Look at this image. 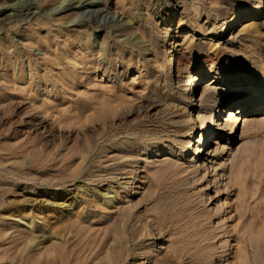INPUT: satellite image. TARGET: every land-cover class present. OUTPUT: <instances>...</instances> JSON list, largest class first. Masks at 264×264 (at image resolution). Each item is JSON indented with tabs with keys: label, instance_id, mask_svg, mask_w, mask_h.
Segmentation results:
<instances>
[{
	"label": "rangeland",
	"instance_id": "rangeland-1",
	"mask_svg": "<svg viewBox=\"0 0 264 264\" xmlns=\"http://www.w3.org/2000/svg\"><path fill=\"white\" fill-rule=\"evenodd\" d=\"M29 1L30 0H20L18 3L17 0H0V7L2 5L5 7L9 5L8 7H10L12 6L11 4L17 2V5L14 4V7H20V9L17 7H15V9L21 12L24 11L27 8V5L31 2L33 4L31 5V8H34L36 11L34 12L37 15L36 16L34 14L31 17L32 19H26L27 21L23 19L17 21L15 20L16 22L11 21L9 23L10 25L8 24L0 30V42L2 45L4 43L3 46L8 52H6L8 57L6 55V57H2L0 51V83H6L5 86H3L4 84L2 85L3 87L0 84V180H7L8 182H6L9 184H11V182L12 184L14 183V187L11 185L14 190L9 192L7 199H10L11 197H20L21 195L19 193L22 194L24 189L26 193H31L34 196L42 194L45 190L50 192L53 197L56 196V194L62 195V192H64L63 195H69L68 198L70 199L71 196L76 195V189L81 185H89L91 189L107 187L108 185L106 183H101L100 181L95 183L90 180H98V178L102 177L101 175L104 173V175L108 174L109 171L112 173L113 171L110 169L119 167V164L120 166L124 165L126 170L132 171L133 174L130 175V177L128 176L127 179L120 180V182L129 183L127 184L130 186V191L128 193L131 194H129L126 198L124 197L125 195H123L122 202L120 205L118 204L115 209H113L111 216H116L120 209H129L135 217L137 228L140 229L141 234H143L142 231H144L146 239L140 246L134 249L135 251L130 252V255L126 256L127 259L122 264H133L134 261L136 262L135 264H155L156 261H159L158 259H164L168 262V264H257V259H260L259 255L262 251H264V110L246 115L245 118H243L238 131L235 135H232L229 130L234 123V118L228 117L226 112L222 113V111L226 110V108L222 105V97L234 92L236 89H245L247 91L252 89V86L231 87L232 83L229 81L234 80V78H240L244 72L252 74L255 70L250 61L253 54L259 53L261 56L262 62L256 69L261 74L264 73V16L258 20L245 21L241 25L232 28L227 37L219 39L218 36L220 35L224 27V22L227 19L236 17L243 11L255 10L258 7V0H95L101 4L102 16L106 19L105 20L100 17L98 18V21L100 19L102 21L105 20V22H102V25L98 24L97 20H95V22L94 20L91 21V19L87 20V18L84 20V17L80 18L82 13L81 11L79 12L77 7L80 6L84 0H82L83 2L81 0H76L77 2L73 0L71 4H66L67 0ZM87 1L95 2L94 0ZM65 4L66 6H64ZM63 6L66 8L64 9ZM74 6L76 7L74 8ZM48 14L50 15L48 16ZM112 14H115L117 17L115 19L117 22L114 20L111 21L112 18L110 17H112ZM77 16L80 18L79 21ZM72 20L77 21L75 24L74 22L71 24ZM164 29L171 32L169 39L173 36L179 43H181L183 39H186L189 43L188 46L190 48L186 45L181 51V60L179 55L175 56V66L178 68L176 77L172 74H168V68L164 66V61L168 56V47H163V43L166 40V30ZM227 32L228 30L225 31V33ZM44 36H46V39ZM39 37H43L45 40ZM39 40L44 41L39 43ZM65 40L68 41L67 43L69 46H65ZM78 40L79 42L81 41L80 44ZM29 41H32L33 43L36 42L37 47ZM58 44H60V46L63 44L65 50L67 49L68 51H73L72 56L75 55L73 60L71 59L72 57L70 58L72 62L68 61V63H70L65 65L66 68L68 67V71L66 73H69V70L73 71L74 69V71L77 72L75 73L81 77L78 81L82 82L83 80L84 82L82 83L85 86L87 85L88 88L87 89L82 84L79 89H76L71 93L77 94L78 91L82 92L84 89H87V92L89 93H91L90 90H92V92L98 91L97 94L99 96L103 95L107 98V95H105L106 92L102 90L104 87H110L109 89L112 90L117 89L118 94L122 95L123 93L122 97L124 99L126 98L124 105V108L126 109L125 112H129L130 109H132L131 112L135 110L140 111V115L137 117L138 119L136 118V120L135 118H131L130 120V117H128V120L126 119L125 121H121L119 116H116L115 114L114 117L110 115L112 119H109L108 121H105L104 119L101 120L104 107L99 109L101 105L95 106L98 110L103 111H101V115H96L95 118L92 114H96L97 109L95 112H92L94 111L92 109V106L94 105H91L92 108L90 107V111L92 114L86 113L89 111L87 110L83 117L79 119L80 121L75 119V121L71 123L74 118H70L65 121L64 119H67L65 116L67 117V115H69L68 117H73L77 115L76 109H71V113L69 110L70 105L68 101L72 99V96H65V93L69 94V90H63L65 89L64 87L61 88L62 79L60 80V78H58V73L60 72L57 71L55 73L56 70H52L56 67L55 63L50 61L45 64L42 60L50 54L49 52L54 55L58 53L55 49ZM28 46H30V50ZM7 48H9L10 52ZM11 53L12 56L10 55ZM46 54L47 56H45ZM77 54L79 57L76 56ZM32 62L35 64L34 66L32 65ZM96 62H98L100 66L97 69L95 64ZM71 63L72 65H77L78 68H76L77 66H73L71 68ZM85 66L94 67L95 69H93L90 74L82 73V68ZM200 71L204 73L205 81L201 83L194 95V100L197 101L193 102V104H197V106L189 107L188 109L185 105H183V89L186 86L188 76ZM113 72L116 74H113ZM18 75H20L21 78L18 77ZM33 76L37 77L33 78ZM47 76L51 78L47 79ZM37 80L42 83H39ZM261 80L262 79L255 80L256 82L254 85L258 86V82ZM45 81L47 82L45 83ZM120 88L123 91H121ZM262 90L263 93L260 96V99L264 101V86L262 87ZM205 91L206 93L210 92V95L214 94L215 97H217V100L214 101L213 99H205L204 101L199 102ZM57 92H60V94L62 93L60 100L63 101H60L59 98L55 101L54 94ZM89 93L86 95L90 97L91 95H89ZM12 94L13 96H11ZM9 96H11L10 98L12 101L15 100L16 104L10 100ZM153 96L154 98L151 99ZM62 97L65 99L67 98L66 101H64L65 99H62ZM100 97L101 98H99V100L102 99L103 101L106 99L102 98V96ZM23 100H25V102ZM190 100L191 99L188 100L187 98V101L190 102ZM263 101L259 103V108L261 109L264 108V106H262L264 103ZM18 102H20L19 104H23L24 102V109L21 110L17 108ZM144 102L150 103L145 104ZM153 102L155 104L160 103L161 106L151 115H145V107L147 105L154 104ZM6 103L8 105H6ZM43 103L47 104L45 106L48 107L44 108V106H42ZM54 104H60L59 106L57 105V108L59 109L58 111L57 108L53 107ZM15 105L16 107H12ZM49 105L50 108L52 106V111L54 110L55 113H52ZM67 106L69 108V111L67 110V113L69 112L68 114L65 110ZM10 108H15V110ZM40 109L43 110L40 111ZM73 110L75 111L73 112ZM237 110L238 108L236 109L231 107L228 109L227 114L236 116L235 111ZM59 111L61 113H59ZM109 113L111 114L112 112L110 111ZM62 114L67 115L63 116ZM58 115L60 116V120H57ZM85 115L87 116L84 118ZM87 117L91 118L88 119ZM201 117L207 119L208 123L206 126L202 125L200 122ZM240 117H242V114ZM33 118L45 121L50 125H48L49 129H45L44 132L43 130H37V134L33 131L27 132L29 119L31 120ZM86 118L91 125H86V122L88 124V121L85 120ZM81 119H83V124L85 122L86 128L81 123V130H79L80 122L82 121ZM226 119L228 120L227 123ZM100 121L103 125H100ZM131 121L132 123H130ZM75 122H78V124H75ZM170 122L180 123L181 126H178L179 128L171 127ZM70 123L76 127L73 125L71 126ZM220 123H223L222 127L225 129L220 132H216V128L214 127H218ZM93 124L97 125L99 130H96L101 132H103V128L101 127L109 128L112 124H114V126L112 125L109 130H113L111 132H113L115 136L112 137L113 139L109 138L110 140L104 141L105 139L103 140V138L100 137L101 132H96L95 129H92L95 126ZM115 126L117 128H115ZM70 127H72V129ZM129 127L130 129H128ZM22 129L26 130L22 131ZM89 129L94 131L93 143L92 140L89 139L90 137H88V135H91L89 134ZM127 129L130 130L131 133H129ZM22 132H27L28 135L27 133L24 134ZM30 133L34 134L31 135ZM65 134L66 136L68 134L69 137H66ZM82 134H84L85 137H88V139H86L89 141H87ZM132 134L133 136H131ZM51 135L55 138L51 137L53 140H50V144V142L47 143L46 140L50 139ZM149 135L151 137H149ZM152 135L155 137L161 136L159 138H162V140L159 143L154 144H149L143 140L145 137L146 139L155 138ZM46 136H48V139ZM75 136L82 137L81 139L78 137L77 140L79 139L80 141H77ZM201 136L203 138H206L207 136L205 150H213V153L208 154L207 156H198L194 164L201 166L205 165L208 167V170H201L193 173L192 165L194 164L192 163V159L196 156L197 147L201 145L197 142L200 140ZM217 136H220V139L216 140L218 141V144H214ZM96 137H100L101 139L99 138V140ZM39 141H42V145L38 143ZM86 142H89V145H87ZM100 142L105 143L101 144ZM34 143L37 146H32V144L35 145ZM115 143L120 146H113ZM189 143L191 145V151L187 152ZM20 144L25 147H21ZM38 144L42 146V150H40L41 146H38ZM43 144L46 145L44 146ZM17 145H19V147ZM31 146L33 148L35 147V149ZM103 146L108 148L107 151L109 152H107V154L109 157L113 156L108 159V163H105V160L101 161V158L99 157ZM134 146L137 148L136 150ZM145 146H148L149 148ZM81 147L85 149V152ZM130 147L134 148L133 151L125 153ZM22 148H24V150H22ZM77 148H79L80 151H78ZM30 149L35 151L33 152ZM72 149L75 150V152L78 151L76 152V154L78 153L77 156L79 154L81 155L82 152L84 154L86 152L92 153L90 154L91 157L89 161H87L85 165L88 167L87 169H89V174L92 171L94 172V178L89 179L90 177H87V174L83 171V174H81L83 176L79 175L75 178L76 180H73V182L67 181L69 182H66L67 184L51 183V186L50 183H48L49 177H55L57 174L60 176L61 173L62 175H66L68 170H71L72 173L74 168L77 167V163L82 164V160L80 161V159H82L81 157L83 154L81 157L80 155L78 157L76 156L75 160L77 161L72 162V164L76 166L70 164L71 167L68 168L65 165V163L68 162V156H71L72 154L75 155L74 152L70 155V151ZM160 149H163L161 151L162 156L157 157L156 154H158V150ZM53 150H55V152L57 151V154H54ZM36 151H38V153ZM39 152L41 153V156L44 154L48 155V157L46 156L48 159L45 155V158L41 156L39 157ZM49 154L50 156L52 154L55 155V158L54 155H52L53 157L51 156V161ZM66 154H68V156ZM33 155L35 158H32L34 157ZM184 156L185 158H183ZM62 157L65 158V161L62 160ZM129 157L131 159L128 161L127 159H129ZM38 159L43 160L39 163V161H37ZM44 160H46V162ZM61 161L64 162L60 163ZM197 161H199V163H197ZM34 162L36 164H34ZM89 162H91L90 165H88ZM37 164H41V166L39 167ZM63 164L68 169L64 168ZM167 164H170V167ZM42 165L45 167L42 168ZM54 165L56 166L54 167ZM37 166L40 168L39 170ZM59 166L61 167L60 169H62V172L59 169ZM104 166L109 168L108 172L102 171L104 169L102 167ZM173 166H176L177 168ZM72 167L73 169H71ZM172 168L174 170L176 169V172ZM63 169H66V172ZM57 170L58 173L56 174ZM172 170L174 172H172ZM33 171L36 174H34ZM255 171L260 175H258V178L251 177V174H254ZM99 172L102 174H98ZM154 172L160 174L159 177H161L162 181H160L159 177V179L156 177L158 174L155 173L156 176H154ZM96 173L100 177H98ZM47 174L53 175L49 176ZM29 175L33 177H30ZM35 175H40L41 180H39ZM47 176L48 180L45 182L44 179H46ZM133 176L134 180L131 178ZM34 177H36L37 180ZM4 178H6V180ZM120 178L121 177H119V179ZM179 179H183L182 181H185L184 183L186 184L182 185L180 191H176L174 190L175 187L173 185H175ZM158 180L160 182H158ZM43 181L48 183L50 186L43 183ZM161 182L163 185L159 193L173 197V211L175 213L177 212L178 216H181L182 219L178 225L174 226L175 228H173L174 230L172 232H170L171 227L169 225H163L164 227H162V225L159 226L158 221L154 218V214L152 212L154 203L147 206L139 205L140 199L143 195H145V193H147L151 186L154 185V183L159 185ZM246 185L249 186L247 190L244 188ZM67 190L68 193H66ZM14 192L16 194H14ZM121 192L124 193L125 190L121 189ZM252 192L254 195V197L252 195L253 198L251 197ZM77 194L79 195H77V203L81 205L83 198L82 196L80 198L79 193ZM68 203H70V200ZM43 207H45L44 209H48V206H45L43 202H39L35 206H30L31 209L29 206L25 208L28 210L27 213L31 210V213H29L30 215H33V220L31 221L35 222L37 225L39 224L38 226L47 232V230L50 231L51 227H53L52 223L54 221L50 222L49 219H46V222L43 221L40 223L38 220L39 216L44 215L39 214L38 210ZM73 208H75L74 205L72 208L63 207L60 212H66L67 214L73 212V214H76L75 216L73 215V220L74 218H76V221H81V219L87 220V222H81L82 224L84 223V226L81 224L83 227L87 228L91 226L96 230H101L106 218L102 217L103 215L97 208L91 207L90 204H88V206L86 204L84 207V209L87 208L85 210L87 212H85L82 208ZM261 210L263 211L261 212ZM77 211L81 215L83 214L82 218H80L81 215H78L77 217ZM34 213H38V217L34 216ZM261 214L262 217L260 218ZM0 215V217L3 216V219L0 218V224H4V219L7 217V214L1 212ZM201 215L205 218L204 221L206 220L205 223H203L204 226H202V229L201 227L200 230L198 229L200 231V233L198 231L199 236L193 235L194 238L191 239L189 233L193 231L189 229L193 230L192 224L195 220H198ZM192 220L194 221L192 222ZM25 222L26 220L19 222V224L21 223V226L18 228L12 224L8 225L9 228L7 226L5 233H8L7 235L9 237L7 236L6 238H9V240H6V244H3V246L0 245V258L2 257L0 264H16L12 258H8L10 257L9 255L12 254L13 248L15 247L12 246L11 242L14 238L17 239V235H20L21 233L25 236L27 235L26 232H29L31 229L28 226L30 224V220L29 222H26L28 223L27 225ZM48 222L50 225H48ZM9 223L11 222L9 221ZM45 223L46 227L44 226ZM24 224L26 226H24ZM189 224L191 226H189ZM47 225L50 229H47L49 228ZM179 229H181V231ZM182 229H185V233L183 232L181 235L180 232L183 231ZM196 229L197 228L194 226L195 231ZM187 230L189 231L188 233ZM202 231L207 236L209 233L211 234V231H213L217 234V236L215 233H212L214 238H211L209 241L207 236L204 235ZM175 233L178 234L176 235ZM22 234L20 235L21 237L23 236ZM12 236L15 237L11 238ZM181 236L183 237L180 238ZM204 236H206V241H204ZM178 237L179 240L177 239ZM183 238L187 239L184 241ZM181 239H183V242L180 241ZM51 242L52 240H45L40 246V249H42L41 252L45 251V248H49ZM72 242H74V238H72L70 244H72ZM106 248L107 247L104 249L106 250ZM6 249H8V251ZM174 249L180 251L179 253L181 256L178 251H175L176 257H174ZM4 250H6L5 252H7V254L4 253ZM171 252H173V254ZM145 254H149L150 256H145ZM3 255H8L6 257L8 260L4 258ZM243 257L245 260H243ZM165 258L169 259V261ZM19 262H17V264H22ZM259 263L260 262H258V264Z\"/></svg>",
	"mask_w": 264,
	"mask_h": 264
},
{
	"label": "bare ground",
	"instance_id": "bare-ground-1",
	"mask_svg": "<svg viewBox=\"0 0 264 264\" xmlns=\"http://www.w3.org/2000/svg\"><path fill=\"white\" fill-rule=\"evenodd\" d=\"M18 1H20V0H17V2ZM30 1H34V0H30ZM29 1V2H30ZM74 1H76V0H74ZM82 1V0H81ZM95 1V0H94ZM17 2H15L14 4H16L17 5ZM23 2V1H22ZM27 2V1H26ZM73 2V0H67L66 1V4H71ZM77 2V1H76ZM80 2V1H79ZM83 2V1H82ZM81 2V3H82ZM19 3V2H18ZM28 3V2H27ZM63 3V2H62ZM64 3H65V1H64ZM63 3V4H64ZM257 3H258V7L255 9V10H252V11H243V12H241L240 14H238L236 17H233V18H230V19H227L225 22H224V27H223V29H222V31H221V33H220V35L218 36V38L219 39H221L222 37L224 38V37H227V35L230 33V31L232 30V28H234V27H237V26H239V25H241L242 23H244L245 21H251V20H258V19H260V18H262L263 16H264V6H263V3H264V0H258L257 1ZM14 4H11L12 6H10V7H5V6H1L0 7V30H2V28L3 27H5V26H7L11 21H17V20H26V19H30L34 14H35V10H34V8H31V5H33L31 2H30V4L29 5H27V8L24 10V11H18L17 9H15V7H17L18 9H20V7H18V6H15L14 7ZM66 4L64 5V6H66ZM7 5V4H6ZM74 5V4H73ZM79 5V4H78ZM77 5V6H78ZM64 6H63V8H64ZM103 6H105V5H103ZM36 7V6H35ZM60 7H62V6H60ZM76 6H74V8H75ZM101 4L99 3V2H97V1H95V2H92V1H85L84 0V2L82 3V4H80V6H78L77 7V9L79 10V12L81 11V16H80V18L82 17H84V20L87 18V20L88 19H91V21L92 20H97V23L98 24H101L102 25V22H105V17L104 16H102V9H101ZM106 7V6H105ZM66 8V7H65ZM64 8V9H65ZM63 9V10H64ZM105 9V8H104ZM22 10V9H21ZM61 10H62V8H61ZM35 11V12H34ZM37 11H38V8H37ZM55 11V10H54ZM107 11V10H106ZM78 12V13H79ZM108 13V12H107ZM116 14V13H115ZM115 14H112V17H110V18H112L111 19V21L112 20H114V21H116L115 19L117 18L116 16H115ZM36 15V14H35ZM50 14H48V16H49ZM37 16V15H36ZM79 16H77L78 18V21H79ZM102 18V19H105L104 21H102L101 19V21L99 20L98 21V18ZM34 18V17H33ZM76 18V17H75ZM32 19V18H31ZM108 19H109V17H108ZM120 20V19H119ZM15 21V22H16ZM27 21V20H26ZM76 21L77 20H72L71 22V24H73V22H74V24L76 23ZM93 21V22H94ZM110 21V20H109ZM122 21V20H121ZM22 22V21H21ZM30 22V21H29ZM96 22V21H95ZM117 22V21H116ZM14 23V22H13ZM109 23V22H108ZM68 24H70V23H68ZM114 24H116V23H114ZM10 25V24H9ZM167 28V27H166ZM164 30H166L165 32H166V40L164 41V43H163V47H168V56L166 57V59H165V61H164V66H166V68H168V74H172V75H174V77H176L177 76V72H178V68L175 66V61H176V59H175V56H177V55H179L180 56V54H182V50H183V47L184 46H188V42H187V40L186 39H183L182 40V42L181 43H179L178 42V40L177 39H175V37H171L170 39H169V37H170V35H171V32L169 31V30H167V29H164ZM228 30V32L227 33H225V31H227ZM1 32V31H0ZM47 36V35H46ZM46 36H44L45 37V39H46ZM38 38V37H37ZM39 38H42V39H44L43 37H39ZM49 38V37H48ZM44 39V40H45ZM169 39V40H168ZM1 40H3V39H1ZM31 40H33V39H31ZM44 40H41L42 42L44 41ZM49 40V39H48ZM47 40V41H48ZM34 41H36V40H34ZM37 41H38V39H37ZM36 41V42H37ZM40 41V40H39ZM41 41L39 42V43H41ZM66 41V40H65ZM64 41V42H65ZM3 42V41H2ZM29 42H32V41H29ZM36 42H32L33 43V45H35L36 47H37V45H36ZM68 41H66L65 43H66V45L65 46H69V44L67 43ZM78 42H79V40H78ZM81 42V41H80ZM80 42H79V44H80ZM185 42V43H184ZM38 43V42H37ZM70 43H71V41H70ZM0 44H1V42H0ZM47 44H48V42H47ZM63 44L60 46V44H58V45H56V50L58 51V53H56L55 55L54 54H51V52H49L50 54H48V56H47V54L45 55V56H47V57H44V59H42L44 62H45V64L46 63H48V62H50V61H52V62H54L55 63V69H52V70H56L55 71V73L57 72V71H59L60 73H58V78H60V80L62 79V81H61V88L62 87H64L65 89H63V90H69L68 92H69V94L67 93H65V96L66 95H69V96H72V99L70 100V99H68V100H70V101H68V103H69V105H70V109L68 108V106H67V108L65 109L66 110V113H67V110L69 109L70 110V113L72 112V110L71 109H76L77 110V115L76 116H73V117H68L69 115H67V114H65V115H67V117L64 115V114H62L63 116H65V118H67V119H64L65 121H67L68 119H72V118H74L73 120H72V122L71 123H73L74 121H75V119H77V120H79L80 118H82L83 117V115L85 114V112L87 111V110H89L90 111V109L92 108L94 111H92V112H95L96 111V109H97V107H95V106H98V105H101L100 106V108L99 109H101L102 107H104L103 108V114H102V112L100 111V110H98L97 109V112H96V114L95 113H91V111H90V113H89V111H87L86 113H88V114H92V116H96V115H98L99 116V114L102 116V119L101 120H109V119H112V117H110V115H112L113 117H114V115L116 114V116L118 115L119 116V119L121 120V121H125L126 119L128 120V117H130V120H131V118L132 119H136L139 115H140V111H133V112H131V110L132 109H130L129 110V112H125L126 111V109L124 108V105H125V100H126V98L124 99L123 97H122V95H123V93H122V95H119L118 94V90L116 91L115 89H109L110 87H104V89H102V90H104L106 93H105V95H107V98H106V96H103V95H100V96H102V98H106V99H104L103 101H102V99H100L99 100V98H101L97 93H98V91L97 92H92V90H90V92L92 93H89V92H87L88 90V88H87V85L85 86L82 82H84L83 80H82V82L80 81H78V80H80L79 78H81L78 74H76L77 72L76 71H74V69H73V71H70L69 70V73H66L67 71H68V67L66 68L65 67V65L67 64H69L70 62H72V60H73V58H74V56H72V52L71 51H68L67 49L65 50L64 49V46H63ZM3 45H4V43H3ZM2 44H1V46H0V51H1V56L2 57H4L5 55L7 56V51H6V48L3 46ZM33 45H31V46H33ZM49 45H50V43H49ZM40 46H41V44H40ZM62 46H63V48H62ZM29 47V50H30V46H28ZM189 47V46H188ZM11 48V47H10ZM25 48V47H24ZM190 48V47H189ZM8 49V51H9V48H7ZM17 49V48H16ZM38 49V48H37ZM185 49V48H184ZM15 50V49H14ZM71 50V49H70ZM28 51V50H27ZM26 51V52H27ZM7 52V53H6ZM10 52V51H9ZM16 52V51H15ZM18 52V51H17ZM28 53H29V51H28ZM54 53H55V51H54ZM84 54V53H83ZM82 54V55H83ZM176 54V55H175ZM9 55V54H8ZM11 56H12V53L10 54ZM5 56V57H6ZM10 56V57H11ZM33 56V55H32ZM76 56H78V54L76 55ZM183 56V55H182ZM8 57V56H7ZM19 57V56H18ZM72 57V58H71ZM79 57V56H78ZM17 58V57H16ZM30 58V57H29ZM31 58H33V57H31ZM72 60H71V59ZM180 58V60H181V56L179 57ZM3 59V58H2ZM18 59V58H17ZM208 59V58H207ZM210 59V58H209ZM68 61H70L69 63H68ZM97 61H99V60H97ZM250 61H251V64H252V66H253V68L255 69L253 72H252V74H250L249 72H244V73H242V76L240 77V78H234V80H231V81H229V82H231L232 83V85H231V87H239V86H252V89L250 90V91H247V90H245V89H236L234 92H232V93H229V94H227V95H225V97H222V105L224 106V108H226V110L225 111H222V113H224V112H226V115H228V117H232V118H234V123H233V125H232V127L230 128V133L233 135H235V133L238 131V129H239V127H240V124H241V122L243 121V118H245V116L246 115H248V114H251V113H257V112H259V111H261V110H264V108H259V103H261L263 100H261L260 99V96L262 95V93H263V90H262V87L264 86V73L263 74H261L256 68H258L259 67V65L261 64V62H262V59H261V56L259 55V53H255V54H253L252 55V57H251V59H250ZM5 62V61H4ZM17 62V61H16ZM15 62V63H16ZM43 62V63H44ZM51 62V63H52ZM13 63V62H12ZM33 63V62H32ZM31 63V64H32ZM14 64V63H13ZM37 64V63H36ZM39 64V63H38ZM96 64V69L98 68V67H100L99 66V63L98 62H96L95 63ZM15 65V64H14ZM13 65V66H14ZM33 66L35 65L34 63L32 64ZM40 65V64H39ZM71 65H72V63H71ZM70 65V66H71ZM43 66H44V64H43ZM48 66V65H47ZM50 66V65H49ZM76 67L75 65H72L71 66V68L72 67ZM80 66V65H79ZM83 66V65H82ZM15 67V66H14ZM116 67V66H115ZM33 68V67H32ZM51 68V67H50ZM76 68H78V66L76 67ZM75 68V69H76ZM36 69V68H35ZM70 69V68H69ZM81 69V68H80ZM93 69H95L94 67H87V66H85L84 68H82V70H83V72L82 73H86V74H90L92 71H93ZM117 69V68H116ZM34 70V69H33ZM49 70V69H48ZM51 70V69H50ZM72 70V69H71ZM120 71V70H119ZM51 72V71H50ZM76 72V73H75ZM48 73V72H47ZM115 72H113V74H114ZM118 73V72H117ZM49 74H52V73H49ZM116 74V73H115ZM120 74V73H119ZM15 75V74H14ZM46 75H48V74H46ZM6 76V75H5ZM8 76H9V74H8ZM7 76V77H8ZM11 76V75H10ZM22 76V75H21ZM116 76H118V75H116ZM18 77H20V75H18ZM37 77V76H36ZM36 77H34L33 76V78H36ZM45 77V76H44ZM57 77V76H56ZM55 77V78H56ZM204 77H205V75H204V73L202 72V71H200V72H196V73H193V74H190L189 76H188V78H187V83H186V86L184 87V89H183V97H184V100H183V105H185V107L186 108H188L189 109V107H193V106H197V104L195 105V104H193V102H195V101H197V100H194V95H195V93L197 92V90H198V88L200 87V85H201V83L202 82H204L205 80H204ZM258 77H263V78H258ZM5 78V77H4ZM12 78V77H11ZM14 78H16V77H14ZM21 78V77H20ZM32 78V77H31ZM38 78H40V77H38ZM43 78V77H42ZM47 79L48 78H51V77H49V76H47L46 77ZM45 78V79H46ZM109 79V78H108ZM113 79V78H112ZM257 79H262L260 82H258V86H256V85H254L255 84V80H257ZM6 80V79H5ZM59 80V81H60ZM38 81V80H37ZM181 81V80H180ZM5 82H7V81H5ZM39 82V81H38ZM47 81H45V83H46ZM49 82V81H48ZM182 82V81H181ZM39 83H42V82H39ZM1 84V83H0ZM4 83H2L1 84V86L3 85ZM6 84V83H5ZM5 84L3 85V86H5ZM37 84V83H36ZM82 84L87 88V89H84L82 92H79L78 90V93L77 94H74V93H71L72 91H74V90H76V89H79V87H80V85L82 86ZM86 84H87V82H86ZM254 85V86H253ZM2 86V87H3ZM89 86V85H88ZM85 87H83V88H85ZM57 88V87H56ZM67 88V89H66ZM103 88V87H102ZM112 88V87H111ZM60 89V88H59ZM119 89V88H118ZM120 90L121 91H123L121 88H120ZM234 90V89H233ZM94 91V90H93ZM104 91H103V93H104ZM121 91H120V93H121ZM54 92H56V91H54ZM67 92V91H66ZM155 92V91H154ZM64 93V92H63ZM89 93V95H91L90 97L88 96V95H86V94H88ZM101 93V92H100ZM103 93H101V94H103ZM210 93V92H209ZM208 92L206 93V91H205V93H204V95L202 94V98L199 100V102H202V101H204L205 99H207V100H209V99H213L214 101L215 100H217V97H215V95L214 94H212V95H210ZM52 94H54V93H52ZM56 94V95H55ZM54 94V96H55V101H57V99L59 98V100H60V98H61V94H60V92H57V93H55ZM154 94V93H153ZM156 94V93H155ZM88 97H86V96ZM11 96H13V94L11 95ZM11 96H9V98L11 97ZM64 96V97H65ZM222 96V95H221ZM15 97H17V96H15ZM14 97V98H15ZM18 97H20V96H18ZM21 97H22V95H21ZM25 97H26V95H25ZM64 97H62V99L64 98ZM23 99H24V97H22ZM21 98V99H22ZM152 98H154V96L153 97H151V99ZM187 98H188V100L189 99H191L190 100V102L189 101H187ZM1 99H3V98H1ZM65 99V98H64ZM67 99V98H66ZM66 99L64 100V101H66ZM147 99H149V98H147ZM158 99V98H157ZM220 99V98H219ZM224 99V100H223ZM10 100H11V98H10ZM89 100H92V101H94V102H92V101H89ZM160 100V99H159ZM186 100V101H185ZM9 101V100H8ZM12 101V100H11ZM19 101V100H18ZM24 102H25V100H23ZM60 101H63V100H60ZM4 102V101H3ZM12 102H14L15 103V100L14 101H12ZM12 102H11V104H12ZM20 102H21V100H20ZM20 102H18V104H17V108L18 109H24L23 107H25L23 104H24V102H23V104L21 103V104H19ZM41 102H42V99H41ZM52 102V101H51ZM51 102H50V104H51ZM92 104H91V103ZM160 102V101H159ZM192 102V103H191ZM264 102V101H263ZM45 103V102H44ZM43 103V105L42 106H44V108L46 107H48V106H45V105H47V104H44ZM56 103V102H55ZM58 103H60V102H58ZM67 103V104H68ZM127 103H128V101H127ZM145 104L146 103H148V102H144ZM144 103H141V104H144ZM150 103V102H149ZM148 103V104H149ZM154 103V102H153ZM10 104V105H11ZM16 104V103H15ZM26 104V103H25ZM52 104H53V102H52ZM61 104H62V102H61ZM66 104V105H67ZM6 105H8L7 103H6ZM5 105V106H6ZM58 104H54V108H57L58 106H57ZM91 105H94V106H92L91 107ZM127 105V104H126ZM41 106V107H42ZM62 106V105H61ZM161 106V104L160 103H157V104H152V105H147L146 107H145V115H151L155 110H157V108H159ZM261 106V105H260ZM262 106H264V103L262 104ZM7 107V106H6ZM12 107H16V105L15 106H12ZM91 107V108H90ZM135 107H136V105H135ZM231 107H233V108H238V110L237 111H235V114H236V116H234V115H230V114H227V111H228V109L229 108H231ZM43 108V107H42ZM43 108V109H44ZM49 108H50V105H49ZM48 108V109H49ZM126 108H127V106H126ZM254 108V109H253ZM255 108H257V109H255ZM10 109H14L15 110V108H10ZM9 109V110H10ZM42 109V110H43ZM51 111H52V106H51ZM125 109V110H124ZM129 109V108H128ZM144 109V108H143ZM251 109H253V110H251ZM41 109H40V111H42ZM46 110V109H45ZM59 109L57 108V111H58ZM64 110V111H65ZM68 110V111H69ZM134 110V109H133ZM139 110V109H138ZM17 111H19V110H17ZM56 111V110H55ZM61 111V110H60ZM59 111V113H61ZM63 111V112H64ZM75 110H73V112H74ZM101 113H100V112ZM112 112L111 114L109 113V112ZM215 111V110H214ZM54 112V110L52 111V113ZM144 112V111H143ZM55 113V112H54ZM58 113V114H59ZM98 113V114H97ZM242 114V117H240V115ZM61 115V114H60ZM73 115H75V114H73ZM87 115H85L84 116V118L86 117ZM91 116V115H90ZM143 116V115H142ZM153 116V115H152ZM36 117V116H35ZM30 118H32V117H30ZM38 118V117H37ZM37 118H33V119H29V124H28V128H27V132L28 131H33V132H37V130H43V132L45 131V129H49V127H48V125L49 124H47L45 121H43V120H41V119H37ZM57 118V117H56ZM60 118V116L58 115V118H57V120H60L59 119ZM83 118V119H84ZM88 118V117H87ZM85 119L86 121H88V119L89 118H91V117H89L88 119ZM93 118V117H92ZM96 118V117H95ZM150 118V117H149ZM83 119H81L82 121L80 122V129L79 130H81V123L83 122ZM116 119H118V118H116ZM138 119V118H137ZM136 119V120H137ZM91 120V119H90ZM93 120V119H92ZM95 120V119H94ZM99 120V119H98ZM114 120V119H113ZM63 121V120H62ZM80 121V120H79ZM97 121V120H96ZM104 121V122H105ZM121 121H120V124H121ZM132 121H134V120H132ZM132 121L130 122V123H132ZM227 119H226V123H227ZM27 122V121H26ZM59 122V121H58ZM61 122V121H60ZM93 122V121H92ZM91 122V123H92ZM99 122V121H98ZM118 122V121H117ZM129 122V121H128ZM200 122L202 123V125H204V126H206L207 125V123H208V121H207V119H204V118H202L201 117V119H200ZM28 123V122H27ZM70 123V124H71ZM78 124V122H75V124ZM102 122L100 121V125H103V124H101ZM171 123V122H170ZM69 124V123H68ZM83 124V123H82ZM106 124V123H105ZM104 124V125H105ZM116 124V123H115ZM123 124H124V122H123ZM189 124V123H188ZM73 124H71V126H72ZM84 127L86 126V125H91V124H89V121H88V124H87V122H86V125H85V122H84ZM93 125H95V124H93ZM108 125V124H107ZM111 125V124H110ZM113 126H114V124H112ZM111 125V126H112ZM117 125V124H116ZM119 125V124H118ZM129 125V124H128ZM169 125V124H168ZM185 125V124H184ZM192 125H193V123H192ZM222 125H223V123H220L219 125H218V127H214V128H216L215 130H216V132H220V131H222V130H224L225 128H223L222 127ZM27 126V125H26ZM50 126V125H49ZM74 126V125H73ZM77 126H79V125H77ZM110 126V127H111ZM171 127H178V126H181L180 125V123H171V125H170ZM169 126V127H170ZM189 126H191V125H189ZM74 127H76V126H74ZM88 127V126H87ZM96 127V128H95ZM99 127V126H98ZM101 127V126H100ZM109 127V128H110ZM119 127V126H118ZM71 129H72V127H70ZM83 128V127H82ZM86 128V127H85ZM91 128V127H90ZM101 128H103V129H105V128H107V127H101ZM109 128H107V129H105V130H103L102 129V131L103 132H101V131H97V130H99L98 128H97V125H95L94 126V128H92L93 130L95 129H97L96 130V132H101L100 134H101V138H103V140L104 141H107V140H110L109 138H111V139H113L112 137L113 136H115L114 135V133L113 132H111V131H113V130H109ZM113 128V127H112ZM111 128V129H112ZM115 128H117L116 126H115ZM121 128V127H120ZM127 128V127H126ZM179 128V127H178ZM47 129V130H48ZM92 129H89V134H91L90 136L88 135V137H90L89 139L90 140H92V143H93V137H94V131L92 130ZM119 129V128H118ZM128 129H130V127L128 128ZM127 129V130H128ZM24 130H26V129H24ZM23 129H22V131H24ZM46 130V131H47ZM88 130V129H87ZM193 130V129H192ZM18 131V130H17ZM20 131V130H19ZM38 131V132H39ZM78 131V130H77ZM76 131V132H77ZM129 131V133H131L130 132V130H128ZM27 132H22V133H27ZM56 132H57V130H56ZM80 132V131H79ZM84 132H85V130H84ZM83 132V133H84ZM118 132V131H117ZM132 132H134V131H132ZM152 132V131H151ZM40 133V132H39ZM48 133H49V131H48ZM65 133H67V132H65ZM71 133V132H70ZM69 133V134H70ZM78 133V132H77ZM77 133H75L76 135H78ZM161 133V132H160ZM163 133H165V132H163ZM31 134V133H30ZM34 134V133H33ZM33 134H31V135H33ZM37 134V133H36ZM45 134V133H44ZM51 134H52V132H51ZM55 134V133H54ZM87 134V133H86ZM99 134V133H98ZM99 134V135H100ZM125 134V133H124ZM155 134V133H154ZM159 134V133H158ZM157 134V135H158ZM162 134V133H161ZM185 134V133H184ZM27 135H28V133H27ZM31 135H29V136H31ZM39 135V134H38ZM42 135V134H41ZM53 135V134H52ZM52 135L50 136V139H48L47 137L48 136H46V138L48 139V140H46V142L47 143H49L50 142V144H51V141L50 140H53V139H51V137H52ZM70 135H72V134H70ZM82 135H84V134H82ZM97 135V134H96ZM118 135H119V133H118ZM156 135V134H155ZM164 135V134H163ZM162 135V136H163ZM64 136V135H63ZM65 136H66V134H65ZM67 136H68V134H67ZM66 136V137H67ZM117 136V135H116ZM131 136H133V134L131 135ZM137 136V135H136ZM142 136V135H141ZM152 136H154V135H152ZM166 136V135H165ZM54 137V136H53ZM52 137V138H53ZM69 137V136H68ZM73 137V136H72ZM76 137V136H75ZM78 137H80V136H77L76 137V140H77V138ZM82 137V136H81ZM81 137L79 138V139H81ZM84 137H85V135H84ZM88 137H85V139L87 138L88 139ZM98 137V136H97ZM96 137V138H97ZM99 137V138H100ZM129 137V136H128ZM127 137V138H128ZM149 137H151L150 135H149ZM155 137V136H154ZM159 137H161V136H159ZM159 137H155V138H149V139H146V137H145V139H143V140H145L146 142H148L149 144H154V143H159L161 140H162V138H159ZM45 138V139H46ZM55 138V137H54ZM63 138V137H62ZM65 138V137H64ZM99 138H97V139H99ZM100 138V139H101ZM135 138V137H134ZM139 138V137H138ZM44 139V140H45ZM68 139V138H67ZM78 139V140H79ZM86 139V140H87ZM99 139V140H100ZM140 139V138H139ZM164 139V138H163ZM220 139V136H217V138L215 139V141H214V144H218V141H216V140H219ZM42 140V139H41ZM43 140V141H44ZM77 140V141H78ZM83 140V139H82ZM102 140V141H103ZM80 141V140H79ZM87 141H89V140H87ZM95 141V140H94ZM118 141V140H117ZM206 141H207V136H206V138H203L202 136H201V138H200V140L199 141H197L198 143H200L201 145L199 146V147H197V149H196V156H195V158H193L192 159V163L194 164L195 162H196V159L198 158V156H204V155H208V154H212L213 153V150L212 151H209V150H205V143H206ZM41 142L42 141H39L38 143H40L41 144ZM82 142V141H81ZM110 142V141H109ZM112 142H114V141H112ZM112 142H111V144H112ZM136 142V141H135ZM44 143V142H43ZM46 143V144H47ZM53 143V142H52ZM89 142H86V144L87 145H89L88 144ZM91 143V142H90ZM97 143H98V140H97ZM96 143V144H97ZM101 143V142H100ZM103 144L105 143V142H102ZM101 143V144H102ZM108 143V142H107ZM118 143V142H117ZM120 143V142H119ZM137 143V142H136ZM141 143V142H140ZM139 143V144H140ZM191 143V142H190ZM190 143H189V146H188V148H187V152L188 151H191V145H190ZM35 144V143H34ZM40 144H38V146L40 145ZM45 144V145H46ZM130 144V143H129ZM135 144V143H134ZM42 145V144H41ZM40 145V146H41ZM44 145V144H43ZM44 145V146H45ZM90 145H92V144H90ZM116 145V143L115 144H113V146H115ZM146 145V144H145ZM203 145H204V147H203ZM18 147H19V145H17ZM20 146L22 147V146H24V145H21L20 144ZM28 146H29V144H28ZM32 146H37L36 144L35 145H33L32 144ZM31 146V147H32ZM48 146H49V144H48ZM83 146V145H82ZM85 146V145H84ZM96 146V145H95ZM116 146H120V145H116ZM131 146V145H130ZM148 146H150V145H148ZM148 146H145V147H148ZM163 146V145H162ZM25 147V146H24ZM30 147V148H31ZM91 147V146H90ZM94 147V146H93ZM135 147V146H134ZM144 147V148H145ZM153 147V146H152ZM161 147V146H160ZM11 148V147H10ZM33 148V147H32ZM41 149L40 150H42V146L40 147ZM82 148V147H81ZM86 148H87V146H86ZM114 148V147H113ZM149 148V147H148ZM155 148V147H154ZM33 149H35V147L33 148ZM38 149H39V147H38ZM73 149H74V147H73ZM72 149V150H73ZM75 149H76V146H75ZM83 149V148H82ZM90 149V148H89ZM133 147H130V148H128L127 150H126V152L125 153H130V152H132L133 151ZM137 148L135 147V150H136ZM22 150H24V148H22ZM29 150V149H28ZM30 150H32V149H30ZM39 150V151H40ZM70 151V155L74 152L75 153V155H71V156H68V154H66L67 156H68V162L67 163H65V165L69 168V167H71V165L70 164H72V162L73 161H77V160H75L76 159V156H77V154H76V152H78V151H80L79 150V148H77V150L78 151H76L75 152V150H73V151ZM85 149H83V151H84ZM102 150V152L99 154L100 156V160L101 161H103V160H105V163L107 162L108 163V159H110V157H109V155L107 154V152H109V151H107L108 150V148H106V147H104L103 146V149H101ZM100 150V151H101ZM140 150H141V148H140ZM144 150V149H143ZM150 150H151V148H150ZM153 150V149H152ZM163 149H160V150H158V154H156V156L157 157H159V156H162V154H161V151H162ZM33 152L35 151V150H32ZM31 151V152H32ZM54 151V154L57 152H55V150H53ZM86 151H88V150H86ZM116 151V150H115ZM137 151H139V150H137ZM30 152V153H31ZM37 153H38V151H36ZM36 152H35V154H36ZM46 152V151H45ZM50 152H52V151H50ZM49 152V153H50ZM81 152H82V150H81ZM85 152V151H84ZM140 152V151H139ZM148 152V151H147ZM40 153V152H39ZM80 153V152H79ZM87 153V152H86ZM84 154L83 152H82V157H81V155H80V157L82 158V159H80V161L82 160V164H76L77 165V167H75L74 168V170L72 171V173H71V170L69 171H67L68 173L65 175V174H63L62 175V173H61V175L59 176L57 173H58V170H57V172H56V176L55 177H49L48 178V176L46 177V179H44L45 180V182H46V180H48L49 182L48 183H50V185H51V183H53V184H63V183H66L67 181H69V182H73V180H76L75 178H77L79 175H81V174H83V171L87 174L86 176L87 177H90L89 179H91V178H94V172L92 171L90 174H89V169H87L88 167H86V165H85V163H87V161H89V159H90V154H92L91 152L90 153H87V154ZM122 153V152H121ZM124 153V154H125ZM138 153V152H137ZM142 153H143V151H142ZM43 154V153H42ZM46 154H47V152H46ZM54 154H52V155H54ZM57 154V153H56ZM133 154V153H132ZM45 155V154H44ZM44 155L43 156H41V153H40V155H38L39 157L41 156V157H44ZM51 155V156H52ZM66 155H65V157H66ZM78 155V156H79ZM30 156V155H29ZM34 156V155H33ZM48 157V155H45V157ZM49 156H50V154H49ZM50 156V157H51ZM57 156V155H56ZM77 156V157H78ZM127 156V155H126ZM125 156V157H126ZM31 157V156H30ZM36 157H37V155H36ZM44 157V158H45ZM46 157V158H47ZM53 157V156H52ZM52 157H51V159H50V161L52 160ZM64 157V156H63ZM62 157V158H63ZM98 157V158H99ZM113 157V156H112ZM111 157V158H112ZM117 157V156H116ZM124 157V158H125ZM32 158H35V156L34 157H32ZM54 158H55V155H54ZM53 158V159H54ZM61 158V159H62ZM128 158V157H127ZM183 158H185V156L183 157ZM37 159V158H36ZM48 159V158H47ZM66 159H67V157H66ZM131 158L129 157V159H127L128 161L130 160ZM32 160H34V159H32ZM43 160V159H42ZM42 160H37V161H39V163H40V161H42ZM62 160H64L65 161V158H63ZM126 160V161H127ZM36 161V162H37ZM45 162H46V160H44ZM64 161H61L60 163H62V162H64ZM67 161V160H66ZM91 161H93V160H91ZM100 161V162H101ZM133 161V160H132ZM38 163V162H37ZM43 163V162H42ZM48 163H49V160H48ZM59 163V164H60ZM90 163L91 162H89V164L88 165H90ZM93 163V162H92ZM103 163V162H102ZM124 163V162H123ZM132 163V162H131ZM197 163H199V161H197ZM32 164V163H31ZM34 164H36L35 162H34ZM44 164V163H43ZM46 164V163H45ZM58 164V165H59ZM75 164V163H74ZM101 164V163H100ZM104 164V163H103ZM122 164V163H121ZM124 164H126V163H124ZM33 165V164H32ZM31 165V166H32ZM38 165V164H37ZM57 165V166H58ZM62 165V164H61ZM64 165V164H63ZM65 165H64V168H66L65 167ZM73 165V164H72ZM76 165H73V166H76ZM102 165V164H101ZM168 165V164H167ZM24 166V165H23ZM23 166H21V167H23ZM39 167L41 166V164H39L38 165ZM37 166V167H38ZM56 165H54V167H55ZM118 166V165H117ZM169 167H170V164L168 165ZM25 167V166H24ZM36 167V168H37ZM38 167V170L40 169ZM43 167H45V166H43L42 165V168ZM91 167V166H90ZM89 167V168H90ZM167 167V166H166ZM168 167V168H169ZM173 167H176V166H173ZM31 168V167H30ZM33 168H34V166H33ZM58 168V167H57ZM61 167L59 166V169H60ZM63 168V167H62ZM68 168H66V169H68ZM100 168V167H99ZM102 168H104L102 171L103 172H108L109 170V168L108 167H102ZM101 168V169H102ZM177 168V167H176ZM192 168H193V173H196V172H199V171H201V170H205V171H207L208 170V167L207 166H205V165H203V166H201V165H196V164H194V165H192ZM23 169V168H22ZM66 169H63L65 172H66ZM71 169H73V167L71 168ZM91 169V168H90ZM100 169V170H101ZM173 169V168H172ZM33 170V169H32ZM32 170H31V172H32ZM61 170V172H62V169H60ZM99 170V171H100ZM110 170H112L113 172L112 173H110V171L108 172V174H106V175H101L102 177H100V176H98V174H102V173H96L97 174V176L98 177H100V178H98V180L96 179V180H90L91 182H95V183H97L98 181H100L101 183H106L108 186L107 187H105V188H100V187H98V188H90V186L89 185H81V186H78L77 187V189H76V191H77V193H79L80 194V198H81V196H82V198H83V202L81 203V205L80 204H78L77 203V200H78V194L76 193V195H74V196H71V198L69 199L68 197H69V195L67 196V195H63V193L64 192H62V195H59V194H56V196H54L53 197V195L50 193V192H48L47 190H45L42 194H40V195H38V196H34L33 194H29V193H26L25 192V189H24V192H22V194L21 193H19L21 196L20 197H18V198H12L11 196V198L10 199H7V196L9 195V192L10 191H13L14 189H13V184H12V182H11V184H9V183H7L8 181L6 180V178H4L6 181H2V180H0V213L1 212H3V213H6L7 215V217H5V219H4V221H5V223H4V221H3V223L4 224H0V245H2L3 246V244H6L5 242H6V240H9V238H6L8 235V233L6 234L5 232H6V230H7V226L9 225V224H12V225H14V226H16L17 228L19 227V226H21L20 224H19V222H22L23 220L25 221L26 220V222L28 221L29 222V220H30V224L28 225L31 229L29 230V232H26L27 233V235L25 236V235H23L21 232V234L23 235L22 237L20 236V235H15L16 237H17V239H15L14 237L15 236H12L11 238H14L13 239V241L11 242V244H12V246L14 247L13 248V252H12V254L11 255H9L10 257H8V258H12V260L13 261H15V263L17 264V262H21L22 264H58V263H61V264H122L126 259H127V257L126 256H129L130 255V252H132V251H135L134 249L136 248V247H138V246H140L141 244H142V242L146 239V236L144 235L145 233H144V231H142V233L143 234H141V231H140V229L139 228H137V225H136V223H135V217H134V215H133V213L129 210V209H120L119 210V213H117L116 214V216H111L112 215V211H113V209H115L116 207H117V205L119 204L120 205V203L122 202V200H123V195H125L124 197L126 198V197H128L129 196V194H131V193H128L129 191H130V186H128L127 184H129L128 182L127 183H121L120 182V180H123V179H127V177L129 176L130 177V175H132L133 173H132V171H128V170H126V167L123 165V166H120V164H119V167H116V168H113V169H110ZM152 170V169H151ZM174 170V169H173ZM172 170V172H174ZM28 171V170H27ZM34 171L36 172V170L34 169ZM34 171H33V173H34ZM98 171V170H97ZM153 171V170H152ZM157 171V170H156ZM158 172H161V171H158ZM176 172V171H175ZM27 173V172H26ZM28 173L30 174V172L28 171ZM38 173V172H37ZM64 173V172H63ZM84 173V174H85ZM155 173L156 174H158V176H156L155 175ZM255 173H256V171H255ZM251 174V177L252 178H258V173H256V174ZM34 174H36V173H34ZM54 174V173H53ZM52 174V175H53ZM60 174V173H59ZM175 174V173H174ZM31 175H32V173H31ZM31 175H29L30 177H33V176H31ZM38 175V174H37ZM37 175H35V176H37ZM47 175H49V174H47ZM52 175H49V176H52ZM152 175H153V173H152ZM159 173H157V172H154V176H156L157 178L159 177ZM81 176H83V175H81ZM96 176V177H97ZM260 176V175H259ZM38 177V179L39 180H41V176L39 175V176H37ZM119 177H121L120 179H119ZM1 178V177H0ZM34 178H36V177H34ZM45 178V177H44ZM48 178V179H47ZM132 178V180H134V176L133 177H131ZM160 178V181H162L161 180V177H159ZM158 178V179H159ZM33 179V178H32ZM163 179V178H162ZM36 180H37V178H36ZM183 179H179V180H177L178 182L175 184V185H173L174 187H175V189L174 190H176V191H180V188L182 187V185H184V184H186V183H184L183 181H182ZM186 180V179H185ZM34 181H35V179H34ZM88 181V180H87ZM90 181H88V182H90ZM159 180H158V182H160ZM41 182V181H40ZM44 181H43V183H45ZM69 182H67V183H69ZM123 182V181H122ZM126 182V181H125ZM142 182V181H141ZM156 182H157V179H156ZM255 182H258V181H255ZM48 183H45V184H48ZM66 183V184H67ZM78 183V182H77ZM41 184V183H40ZM72 184V183H71ZM86 184V183H85ZM89 184V183H88ZM105 184V185H106ZM257 184V183H256ZM13 187H12V186ZM16 185V184H15ZM49 185V184H48ZM49 185V186H50ZM65 185V184H64ZM92 185V184H91ZM99 185V184H98ZM102 185V184H101ZM162 182L161 183H159V185L158 184H155L154 183V185H152L151 186V188L147 191V193H145V195H143L142 196V198L140 199V202H139V205H143V206H147V205H149V204H151V203H154V207H153V209H152V212H153V214H154V218L158 221V224H159V226L160 225H162V227H164V226H167V225H169L171 228H170V232H172L174 229L173 228H175L174 226H176V225H178L180 222H181V216H178V214H177V212L175 213L174 211H173V207H174V199H173V197L172 196H169V195H166V194H163V193H159V191H160V189H161V187H162ZM4 186H8L7 188L6 187H4ZM46 186V185H45ZM52 186V185H51ZM57 186V185H56ZM55 186V187H56ZM69 186V185H68ZM122 188H121V187ZM257 186H258V184H257ZM28 187V186H27ZM26 187V188H27ZM34 187V186H33ZM40 187V186H39ZM43 187V186H42ZM47 187V186H46ZM59 187V186H58ZM248 187L249 186H245L244 188L247 190L248 189ZM65 188V187H64ZM15 189H16V187H15ZM27 189H29V188H27ZM26 189V190H27ZM31 189V188H30ZM42 189V188H41ZM121 189H124L125 190V192L123 193V192H121ZM33 190H34V188H33ZM44 190V189H43ZM66 190V189H65ZM173 190V191H174ZM16 191V190H15ZM22 191H23V189H22ZM30 191V190H29ZM36 191V190H35ZM34 191V192H35ZM51 191V190H50ZM76 191H74V192H76ZM33 192V193H34ZM175 192V191H174ZM52 193H53V191H52ZM66 193H68V190H67V192ZM11 194H12V192H11ZM14 194H16L15 192H14ZM39 194V193H38ZM70 194V193H69ZM173 194H177V193H173ZM18 195V194H17ZM78 195V196H77ZM252 195H253V192H252V194H251V197H252ZM13 196V195H12ZM250 197V198H251ZM253 197H254V195H253ZM252 197V198H253ZM70 200V203H68V201ZM125 200V199H124ZM44 203L45 204V206H48V209H44L45 207H43L42 209H39L38 211V213L39 214H42V215H44V216H39V221H40V223H42L43 221H45L46 222V219H49V221L50 222H53L52 224V226L53 227H51V230L50 231H48L47 229H50V227L48 226V225H50V223L47 225V227H49V228H45L46 230H47V232L46 231H44V230H42L35 222H33V221H31V220H33V215H30L29 213H31V208H30V206H35V205H37L38 203ZM73 202H74V204H73ZM81 202V201H80ZM87 204V206H88V204H90L91 205V207H95V208H97L98 210H99V212L103 215L102 217L103 218H106V221L104 222V225H102V228H101V230L99 229H94V228H92L91 226L90 227H87V228H85V227H83L84 225V223L82 224L81 222H87V220L86 219H81V221H76L75 219L76 218H74V220H73V215L75 216L76 214H73V212H71L70 214H67L66 212H64V213H62V212H60L61 210H62V208L63 207H70V208H72L73 207V205L75 206V208H73V209H76V208H82L84 211L87 209H84V207H85V205ZM82 205H84V206H82ZM27 206H29V213H27L28 212V210L26 209L27 208ZM26 207V208H25ZM38 207V206H37ZM41 207V206H40ZM90 207V206H89ZM39 208V207H38ZM26 209V210H25ZM81 209V210H82ZM35 210V209H34ZM42 210V211H41ZM264 210V209H263ZM263 210H261V212L263 211ZM36 211H37V208H36ZM79 211V210H78ZM77 211V212H78ZM32 212H33V210H32ZM76 212V211H75ZM82 212V211H81ZM85 212H87V211H85ZM98 212V211H97ZM98 212V213H99ZM260 212V213H261ZM25 213V214H24ZM27 213V214H26ZM37 213V214H38ZM79 213V212H78ZM77 213V217H78V215H81L80 213L78 214ZM35 214V213H34ZM37 214H35L34 216H37L38 217V215ZM86 214V213H85ZM202 214V213H201ZM4 215V214H3ZM203 215V214H202ZM199 216V218H198V220H192V222L194 221V223L192 224L193 226H192V228H193V230L192 229H189V230H191V231H193V232H191V233H189L190 235V237H191V239H193L194 238V236L193 235H195V236H199V234H198V231L200 230V227H201V229H202V226H204L203 225V223H205V221H204V219L205 218H203V216ZM258 215H259V212H258ZM1 216V215H0ZM82 216H83V214L81 215V217L80 218H82ZM98 216H100V215H98ZM110 218H109V217ZM3 217V216H2ZM2 217H0V218H2ZM85 217V216H84ZM262 217V214H261V216H260V218ZM264 217V216H263ZM35 218V217H34ZM3 219V218H2ZM14 219H16V220H14ZM36 219V218H35ZM78 219V218H77ZM102 219V218H101ZM263 219V218H262ZM42 220V221H41ZM52 220V221H51ZM83 220V221H82ZM104 220V219H103ZM1 221V220H0ZM9 221L11 222V223H9ZM36 221V220H35ZM38 221V222H39ZM25 222V223H26ZM191 222V223H192ZM2 223V222H1ZM24 223V222H23ZM28 223H26V225H27ZM83 226H82V225ZM25 224H24V226H26ZM38 227H37V226ZM40 225H42V224H40ZM44 225V224H43ZM164 225V226H163ZM206 225V224H205ZM45 227H46V223H45V225H44ZM188 226V225H187ZM189 226H191L190 224H189ZM194 226L197 228L196 229V231L194 230ZM207 226V225H206ZM8 228H9V226H8ZM185 228V227H184ZM186 229H188V228H186ZM199 229V230H198ZM180 231H181V229H179ZM183 230V229H182ZM185 230V229H184ZM184 230L182 231V232H180V234L182 235L183 234V232H184ZM28 231V230H27ZM178 231V230H177ZM189 231L187 230V233H188ZM203 232V231H202ZM17 233V232H16ZM23 233H24V231H23ZM185 233V232H184ZM195 233V234H194ZM196 233H197V235H196ZM199 233H200V231H199ZM208 233V232H207ZM212 233H215V232H213V231H211V234L209 233L208 234V236L203 232V234L204 235H206L207 236V239H209V241H210V239L211 238H214V236L212 235ZM18 234V233H17ZM176 234V233H175ZM178 234V233H177ZM176 234V235H177ZM202 234V235H203ZM216 234V233H215ZM187 235V234H186ZM20 236V237H19ZM184 236V235H183ZM183 236H181L180 238H182ZM206 236H204L205 237V240L204 241H206L207 239H206ZM216 236H217V234H216ZM215 236V237H216ZM9 237V236H8ZM184 237H186V236H184ZM72 238H74V242H72V244H70V242H71V240H72ZM188 238V237H187ZM187 238H185V239H187ZM196 238V237H195ZM52 240V242H51V244H50V246H49V248H47V249H49V250H47L46 248H45V251H43V252H41V250L42 249H40V246L43 244V242L45 241V240ZM176 239V238H175ZM178 240H179V237L177 238ZM184 239V238H183ZM183 239H181L180 241H182ZM185 239H184V241H185ZM176 241V240H175ZM183 242V241H182ZM190 242H191V240H190ZM208 242V241H207ZM105 247H107L106 248V250L104 249ZM175 248V247H174ZM10 249V248H9ZM173 249V248H172ZM7 251H8V249H6ZM6 250H4V253L5 254H7V252H5ZM178 250H179V248H178ZM177 249L175 250L174 249V257H176L175 256V251L177 252L178 251ZM173 251V250H172ZM1 252V251H0ZM11 252V251H10ZM180 251H178V253H179ZM9 253V252H8ZM148 253V252H147ZM172 254H173V252H171ZM178 253H177V255H178ZM171 254V255H172ZM180 254V253H179ZM7 255V256H8ZM149 255V254H148ZM147 254H145V256H148ZM1 256V255H0ZM4 256V255H3ZM7 256H4V258H6ZM150 256V255H149ZM173 256H171V257H173ZM180 256H181V254H180ZM260 256V257H259ZM258 257L260 258L259 260L257 259V261L258 262H260L259 264H264V251H262V253L259 255ZM245 257V256H244ZM243 257V260H245V258ZM2 258V257H1ZM0 258V261L2 260ZM4 258H3V260H4ZM8 258H6L7 260H8ZM177 258H178V256H177ZM180 258V257H179ZM5 259V260H6ZM146 259V258H145ZM156 259V258H155ZM166 259V258H165ZM176 259V258H175ZM159 261H156V263L157 264H168V262L167 261H165L164 259H158ZM166 260H168L169 261V259H166ZM174 260V259H173ZM241 260H242V257H241ZM202 261V260H201ZM204 261V260H203ZM19 262V263H20ZM154 262H155V260H154ZM258 262H257V264H258ZM14 263V262H13ZM136 262L134 261L133 262V264H135ZM155 263V264H156ZM170 263V262H169Z\"/></svg>",
	"mask_w": 264,
	"mask_h": 264
}]
</instances>
